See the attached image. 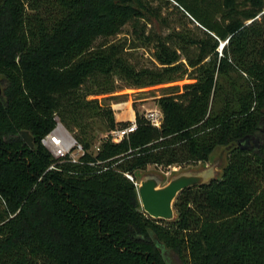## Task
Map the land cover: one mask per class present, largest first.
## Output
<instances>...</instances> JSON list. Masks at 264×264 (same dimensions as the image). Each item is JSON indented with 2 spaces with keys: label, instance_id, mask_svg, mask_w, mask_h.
<instances>
[{
  "label": "trees",
  "instance_id": "16d2710c",
  "mask_svg": "<svg viewBox=\"0 0 264 264\" xmlns=\"http://www.w3.org/2000/svg\"><path fill=\"white\" fill-rule=\"evenodd\" d=\"M176 1L201 26L156 36V65L138 68L112 38L160 16L149 0H0V264H264V0ZM186 76L157 98L160 127L137 112L134 132L93 150L98 131L130 122L91 96ZM56 114L83 163L42 145ZM217 147L223 174L182 190L174 220L143 211L139 172L205 163Z\"/></svg>",
  "mask_w": 264,
  "mask_h": 264
},
{
  "label": "rangeland",
  "instance_id": "374dc122",
  "mask_svg": "<svg viewBox=\"0 0 264 264\" xmlns=\"http://www.w3.org/2000/svg\"><path fill=\"white\" fill-rule=\"evenodd\" d=\"M149 2L150 6L159 12V17L153 16L150 19L148 17L141 18L139 23H129L123 28L122 33L119 34L117 38H112L113 40H117L118 38L122 40L124 46L128 51V57L130 61L138 68L145 66L154 67L156 65L157 62L154 59L153 55L155 51L156 36L165 37L173 31L189 29L197 32V28L199 27L198 24L187 14V12H185L181 7L177 6L174 1L149 0ZM141 28L145 30L146 35H151L152 41L150 43H145V41L139 39ZM191 81L193 80L189 79L186 76L182 80L148 86L141 89L125 85L123 81H118L117 85L119 87H117V91H115L114 93L91 96V98L105 99L104 101L106 103H109L111 107L114 103L127 102V104L123 107L124 112L122 114L119 113L117 109H115L114 112L116 113L115 118L118 122H121V119H124L123 121L130 122L129 119H132L134 115L136 117L137 112L147 113L152 109L159 108V106L157 105V98L168 92L166 87L171 85H183L184 83H188ZM131 116L133 117L130 118ZM107 134H110V132L98 131L96 133L97 138L94 141V151H97L96 147L101 145L102 139H104ZM214 156L216 157V152L213 153L212 157ZM219 160V166H221V159ZM200 166H203V163L196 165H187L183 167L172 165L167 168L155 167L152 165L142 173H159L163 179V184H165L174 174L189 168H199ZM218 168L219 170H221V167Z\"/></svg>",
  "mask_w": 264,
  "mask_h": 264
},
{
  "label": "water",
  "instance_id": "95a60500",
  "mask_svg": "<svg viewBox=\"0 0 264 264\" xmlns=\"http://www.w3.org/2000/svg\"><path fill=\"white\" fill-rule=\"evenodd\" d=\"M224 45L225 42L221 45V49ZM20 134L30 148L35 147V137L29 130H22ZM218 148L214 150L216 157H212L213 152L209 163H203V166L199 168L182 170L174 174L165 184L159 173L139 172L137 185L143 211L155 219L174 220L177 217L175 201L182 190L209 183L223 174V169L228 164V149ZM219 159H221V166H219ZM218 167H221V170Z\"/></svg>",
  "mask_w": 264,
  "mask_h": 264
},
{
  "label": "built area",
  "instance_id": "2783aa9c",
  "mask_svg": "<svg viewBox=\"0 0 264 264\" xmlns=\"http://www.w3.org/2000/svg\"><path fill=\"white\" fill-rule=\"evenodd\" d=\"M174 1L177 6L181 7L187 14L199 25V22L195 20V18L187 11L185 10L176 0ZM224 42L221 43V45ZM220 45V47H221ZM219 47L220 53L222 52V49ZM127 102H121V103H114L112 104V110L114 112L115 109L119 111V113H123V107L126 105ZM114 114H116L114 112ZM146 117L151 121V123L154 126L160 127L162 119H163V113L161 109L156 108L148 111L145 113ZM55 125L52 128L51 131H49L47 134H45L41 138L42 145L50 151V153L53 155V157L59 161H67L70 163H83L82 157L85 155V148L83 144L65 127L63 122L61 121L59 115L54 116ZM122 121L124 119H121ZM130 120V125L126 127L117 128L115 130L110 131L111 140L113 142H120L125 137L129 136L130 133L134 132L137 128V122L136 117H134ZM97 151L100 150V147H96ZM102 161H92L89 162L92 166H97L100 164V170L103 171L106 170L108 167L102 165ZM57 163H53L50 165L49 169H57ZM126 176L134 180L133 175L129 173H125ZM137 184V182H136Z\"/></svg>",
  "mask_w": 264,
  "mask_h": 264
},
{
  "label": "bare ground",
  "instance_id": "6f19581e",
  "mask_svg": "<svg viewBox=\"0 0 264 264\" xmlns=\"http://www.w3.org/2000/svg\"><path fill=\"white\" fill-rule=\"evenodd\" d=\"M221 48V47H220ZM133 116H131L130 118H132Z\"/></svg>",
  "mask_w": 264,
  "mask_h": 264
}]
</instances>
